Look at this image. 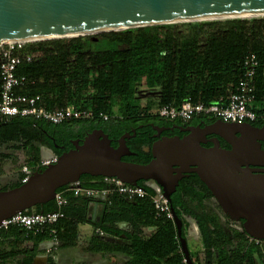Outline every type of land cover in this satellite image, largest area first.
Instances as JSON below:
<instances>
[{"label":"trees","instance_id":"1","mask_svg":"<svg viewBox=\"0 0 264 264\" xmlns=\"http://www.w3.org/2000/svg\"><path fill=\"white\" fill-rule=\"evenodd\" d=\"M96 37L97 41L93 36H85L29 45L27 49L40 56L30 64L20 65L17 71L37 80L26 92L42 95L47 108L74 105L91 109L95 117L58 124L20 116L0 121V144L10 148L0 156L19 164L22 155L29 153L31 160L26 163L27 168L41 170L44 167L40 165V139L59 156L72 147L70 139H75L82 130L102 129L110 139L116 140L126 132L132 134V127L179 123L154 113L152 103L140 105L136 98L139 86L145 84L149 89H160L159 106H179L185 101L205 105L219 103L236 91L245 72L243 60L248 54H255L259 61L254 78L255 98L249 108L257 114L264 112V17L138 27ZM100 113L108 115V119L104 120ZM199 119L214 121L216 118L199 116ZM151 133L148 127L137 144L127 142V146L132 150L144 144L151 146L147 139ZM52 138L65 149L56 148ZM112 145L116 147L117 143L112 142ZM137 151L136 156L123 160L139 164L151 161V152ZM24 176L21 172L15 183H0V191L20 186ZM80 183L92 189L109 187L103 177L89 175H83ZM138 185L145 189L146 195L135 201L127 202L116 196L104 202L100 200L99 220H92L89 215L92 199L75 197L72 191H67L64 196L68 203L62 209L65 216L54 225L61 244L77 246L80 224L90 223L95 230L100 229L114 240L94 233L88 241V250L102 254L123 253L128 256L124 264H186L174 221L157 218L150 198L155 191L145 181H139ZM211 198L212 194L197 176L181 180L171 196L170 206L183 222L182 236L187 240L191 259V253L198 254L204 247V264H264L263 248L249 243L244 232L232 236L218 227L216 210L208 204ZM56 210V202L51 201L38 205L36 213ZM121 222L129 223L131 230L119 227ZM140 227L152 230L149 235H142ZM49 231L26 235L19 227L4 228L0 254L21 257L25 247L33 243L32 261L38 246L50 238ZM192 261L194 264L202 262L200 259L199 263Z\"/></svg>","mask_w":264,"mask_h":264},{"label":"water","instance_id":"2","mask_svg":"<svg viewBox=\"0 0 264 264\" xmlns=\"http://www.w3.org/2000/svg\"><path fill=\"white\" fill-rule=\"evenodd\" d=\"M255 14H264V0H0V46L6 41L58 37L93 36L97 41L102 33ZM185 130L189 134L182 138L155 141L147 164L123 160L135 155L127 146L133 130L119 137L116 147L102 129L88 132L82 140L71 141L72 148L56 156V163L31 171L20 186L0 191V226L18 213L36 212L38 205L54 201L59 189L83 175L117 178L132 186L145 181L154 191L160 188L171 203L180 181L194 173L230 220L244 221L247 236L264 240V127L217 119L204 128ZM208 135L215 136L211 147L204 146ZM219 139L231 149L223 148ZM170 209L185 262L194 264L182 236L183 222Z\"/></svg>","mask_w":264,"mask_h":264},{"label":"built area","instance_id":"3","mask_svg":"<svg viewBox=\"0 0 264 264\" xmlns=\"http://www.w3.org/2000/svg\"><path fill=\"white\" fill-rule=\"evenodd\" d=\"M39 41H14L4 43L0 46V121H8L12 117H33L38 120H45L58 124L62 121L71 119H91L95 117V113L91 109L77 108L74 105L65 107L47 108L44 103L43 96L40 94H29L26 89L35 85L37 80L24 74H19L18 68L22 64H30L40 56L39 53L29 51V45ZM245 72L238 82L236 91L228 98L221 99L219 103L205 105L203 103H192L185 101L181 105L165 104L159 106L154 113L169 121L181 120L183 122L190 121L195 116H204L209 118L220 119L224 122H253L257 120L264 121V112L257 114L249 106L255 98L254 78L259 66L258 58L255 54H248L243 60ZM104 120L108 119V115L99 114ZM55 155L41 160V166L45 167L49 164L56 163ZM27 166L23 167L22 172L24 178L22 183L28 180L30 172ZM103 182L109 185L106 189L85 188L80 181L65 186L64 189L58 190L54 201L57 204V210L50 213L27 214L18 213L12 218L5 220L0 226V237L4 228L15 226L23 229L28 234L37 235L40 232L49 229L50 238L42 244H47V252L57 250L61 244L58 239L57 229L54 227L65 214L62 211L67 205L68 199L64 196L67 191H72L75 197L84 196L95 202L106 201L110 197H120L127 202L135 201L146 195L145 189L138 185L132 186L125 184L117 178L103 177ZM156 217L173 220V214L170 209V203L163 195L160 188L156 187L155 194L151 197ZM95 233L101 237L107 238L100 229ZM254 240V239H253ZM256 243L259 240H255Z\"/></svg>","mask_w":264,"mask_h":264},{"label":"rangeland","instance_id":"4","mask_svg":"<svg viewBox=\"0 0 264 264\" xmlns=\"http://www.w3.org/2000/svg\"><path fill=\"white\" fill-rule=\"evenodd\" d=\"M262 18V17H259ZM254 19V18H252ZM184 24V23H178ZM137 101L140 105L145 106L147 104L152 103V111H156V109L159 107V98H160V89H149L145 84H141L139 86V91L136 95ZM79 103L82 105L83 101L82 99L79 101ZM115 111L117 114L119 113V107H115ZM119 115V114H118ZM10 148H8L6 145L0 144V155L9 152ZM41 155L42 159H47L51 157L52 155L47 152V150L41 148ZM22 162L19 164H15L12 159L3 158L0 156V183L2 185L5 184H13L15 183L20 173L22 172L23 167L28 166L26 163H28L31 160V155L29 153H26V155H22L21 157ZM209 206L212 208L214 207L217 213V220L216 223L218 227L224 230L229 235L236 236L237 234L241 233L232 223H227L226 219L224 218V215L222 211L217 207L219 205L217 201L214 198H211L208 200ZM85 239H88L89 235H84ZM83 241V240H82ZM86 243V242H84ZM199 243V242H198ZM201 243V240H200ZM235 243V242H234ZM33 244V243H32ZM40 245H43L42 243ZM47 244L43 246L41 251V256H47L49 255L47 252ZM86 246V244H83V242L78 245V247L70 248L66 247L64 244H60L58 250H56L53 254L54 257H56L57 264H105L104 257L100 256L99 254L97 257L94 258L93 254H89L87 251H85L83 248ZM204 247L199 251V253L192 254V260L198 261L200 259L202 262L201 264H204L205 261L203 260L204 254L203 250ZM233 249H236V246H233ZM40 256V255H39ZM113 258H118L117 255L112 256ZM101 260V261H100ZM199 263V261H198Z\"/></svg>","mask_w":264,"mask_h":264},{"label":"flooded vegetation","instance_id":"5","mask_svg":"<svg viewBox=\"0 0 264 264\" xmlns=\"http://www.w3.org/2000/svg\"><path fill=\"white\" fill-rule=\"evenodd\" d=\"M216 120L217 119H215L214 121H208V120H204V119H199V116H195L190 121L183 122L181 120H178L179 123H175V124H171V125H156L154 123H149L146 126L140 125L138 127V129L132 127L131 131L132 130L134 131L133 136L131 138H129L127 140V142H134L137 144L139 142V139L143 138V135L145 134V131L148 127H151L152 133L149 137H147V139H148L149 143L151 142V144H153L155 141H157L163 137L179 136L182 138V137L189 134V132L186 131L185 129L204 128L205 126H208V125L214 123ZM246 122L250 123L254 127H258V128L264 127V121L257 120V121H253V122H248V121H246ZM255 122L259 123V124H254ZM154 127L160 128V131L157 132L156 130H154ZM88 132H90V131H88V130L79 131V133L77 134V137L75 139H70V141L77 140V139L82 140L87 135ZM156 135H158V136H156ZM214 137L215 136H213V135H208L206 137L207 143L204 144V146L205 147L213 146V144L211 143L210 140L214 139ZM52 139L54 141V142L52 141V143H55V145H58L55 142L54 138H52ZM111 140H112V142L117 143L118 139H116V140L111 139ZM219 140H220V144L223 148L231 149V146L226 141H224L222 139H219ZM38 143L40 145V149L41 148H42V150L45 149L52 156L54 155L53 152L51 151L50 145L47 144L44 139H40ZM61 147H64V149H65V146H63V145L59 146L58 145V148L60 150H62ZM261 148H262V150H264V141H261ZM136 149L141 150V151L146 152V153H149L151 146L144 144V145H140L139 148H136ZM130 150H131V152L135 153V155L128 156V157H134L137 155V153H138L137 150H135V149L134 150L130 149ZM262 169L264 170V167H262ZM258 175H260V174H258ZM195 176H197V175L194 173H191V174H189L188 177H186V179L189 180L190 178H195ZM220 209H221V207H220ZM221 211H222V209H221ZM222 213H223L224 218L226 219L227 223H229V224L232 223L236 228L240 229L239 231L241 233L244 232V228H243L244 221H232L223 211H222ZM245 237L249 243H255L256 245H260V247H262L263 251H264V240H259V242L256 243V241H255L256 239L253 240V238L247 236L246 233H245ZM43 246H45V244L38 246L36 256L34 257V259L32 261H30V256H31L34 245L32 243H29V245H27V248L25 247L24 253L22 254L21 257H17V258L3 257V254H0V264H57L56 257L53 256V254L56 250H51L48 253L49 255H47V256H41L42 255L41 251L40 252H38V251L42 250ZM51 259H52V261H51Z\"/></svg>","mask_w":264,"mask_h":264},{"label":"crops","instance_id":"6","mask_svg":"<svg viewBox=\"0 0 264 264\" xmlns=\"http://www.w3.org/2000/svg\"><path fill=\"white\" fill-rule=\"evenodd\" d=\"M8 189H10V187ZM94 204L96 205V202L92 201L88 206L89 215L92 218V220H95V219L99 220L101 216L102 205L100 203H97V206H95ZM118 226L121 227L122 229L131 230V226L127 222L118 223ZM79 230H80V240H79L78 245H80L82 242L83 244H86V246L83 249L87 251L89 254H93L94 256L92 257L99 258L97 257L98 254L100 256H103L105 264H124L128 260V256L123 253H106V254L104 253L102 254V253H97V252L88 250V241L90 240V237L95 233V228L90 223H81L79 226ZM151 230L152 228L146 229L144 227H140V231L142 235H149ZM86 234L89 235L88 239H85L84 237V235ZM113 239L111 236H108L109 241H113ZM78 245L74 247H70V248L78 247ZM114 255H117L118 258L117 259L113 258L112 256Z\"/></svg>","mask_w":264,"mask_h":264},{"label":"bare ground","instance_id":"7","mask_svg":"<svg viewBox=\"0 0 264 264\" xmlns=\"http://www.w3.org/2000/svg\"><path fill=\"white\" fill-rule=\"evenodd\" d=\"M237 17H241V18H246V19H252V18H259V17H264V14H255V15H220V16H215L212 18H207L208 20H212V21H218V20H227V19H232V18H237ZM189 21H204V19H199V18H195L194 20H189ZM69 37V36H67ZM73 37V36H70ZM56 39H65V37H58ZM47 40H53V39H47ZM46 39H32L31 41H47ZM15 41H19V40H15ZM8 42H14V41H6L3 42L4 43H8ZM196 136H200V135H196Z\"/></svg>","mask_w":264,"mask_h":264}]
</instances>
